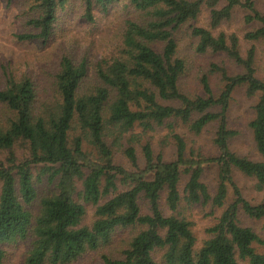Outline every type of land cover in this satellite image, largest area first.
<instances>
[{"label":"trees","instance_id":"obj_1","mask_svg":"<svg viewBox=\"0 0 264 264\" xmlns=\"http://www.w3.org/2000/svg\"><path fill=\"white\" fill-rule=\"evenodd\" d=\"M70 1L34 0L36 15L28 24L37 32L16 38L47 41ZM118 1L131 9L120 45L96 63L88 55L76 60L70 52L62 54L48 89L31 73L3 68L0 263L6 255L2 246L19 241L29 243L25 264H74L120 241V255L103 253L98 264H264L258 249L264 239L243 223V216L264 221V200L251 201L236 180V174L253 179L256 192L264 194V79L257 74L256 44L243 55L241 38L220 31L240 6L248 22L261 24L244 39L264 43V2L259 10L257 0H84L85 19L94 22L96 9L108 10ZM204 9L210 12L209 27L191 24ZM187 25L197 53L224 54L241 68L232 73L224 64H211L209 73L220 74L223 84L218 94L209 74L201 77V95L181 87L189 63L180 53L178 33ZM243 86L257 97L249 126L259 160L231 148L238 132L229 126L228 111L234 91ZM177 122L195 134L216 124L219 155L187 156ZM161 126L174 139V160L145 140ZM118 151L129 167L117 161ZM211 164L218 167L214 195L202 180ZM44 180L50 188L41 197ZM196 205L222 209L201 245L183 211ZM89 206L95 209L91 223Z\"/></svg>","mask_w":264,"mask_h":264},{"label":"rangeland","instance_id":"obj_2","mask_svg":"<svg viewBox=\"0 0 264 264\" xmlns=\"http://www.w3.org/2000/svg\"><path fill=\"white\" fill-rule=\"evenodd\" d=\"M264 0H257V7L263 10ZM124 1H118L111 5L108 10L100 8L95 10V21L88 22L84 17V0H71L66 9L59 12L58 21L55 24L54 33L47 40L35 39L31 41H20L16 38L20 33L37 32L28 24V20L36 15L33 10L34 0H0V80L3 77V68L9 67L18 74L31 73L34 75L40 88L48 89L52 83V74L56 72L59 58L62 54L70 52L76 60L88 55L89 61L93 64L101 60L106 55L113 53L120 45L121 36L125 27V20L130 16L131 9L125 6ZM248 11L243 7H236L230 20L225 21L220 27V31L227 34L235 33L241 38L242 53L252 44L257 47V74L264 79V43L261 41L250 42L244 39L247 32L254 31L261 26L259 22H248L246 16ZM208 9H204L197 22L191 24L209 27ZM191 26V25H190ZM190 26H185L178 33L180 53L189 63V70L183 76L181 87L183 91L191 96L201 95V77L209 74L211 85L216 94L222 89L221 76L218 73H209L212 63L224 64L232 73L241 71L224 54H199L195 51V40L190 35ZM216 32H219L216 31ZM257 97H249L246 88H237L232 96L228 111L229 126L238 132L231 141V148L240 155L248 156L259 160L261 157L256 150L253 132L249 122L254 117L253 106ZM176 131L181 134L187 143V156L214 157L219 155V150L214 144L216 135V124H211L200 134L191 132L188 127L177 122ZM142 129H137L141 133ZM145 140H149L156 153H162L167 160L176 158V146L174 139L170 135L167 126L157 127L154 131H149L145 135ZM139 157L142 159L141 146L137 145ZM16 153L22 156V151L16 148ZM0 158H5V153H0ZM21 158V157H20ZM118 162L129 167V163L122 151L116 153ZM187 177H183L182 185ZM202 180L208 185L214 195L218 186V167L214 164L205 167ZM236 180L241 186L244 194L253 202L264 200V194L257 193L253 179L236 174ZM47 181L39 184L40 196L49 190ZM39 202V201H38ZM38 203L32 209L38 211ZM86 222L91 223L94 219V207L89 206ZM183 211L194 222V231L198 237L199 245L207 238V228L216 221L222 209L214 208L211 205H196L185 207ZM243 223L253 227L264 239V221L254 220L243 216ZM128 236V232L123 234V238ZM115 242L114 248L90 251L80 257L74 264H98L101 262L103 253H112L114 256L120 255L123 242ZM2 248L6 255L0 264H25L28 255L29 243L19 241L18 243L4 244ZM260 251H264V246H258Z\"/></svg>","mask_w":264,"mask_h":264}]
</instances>
